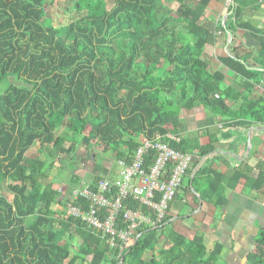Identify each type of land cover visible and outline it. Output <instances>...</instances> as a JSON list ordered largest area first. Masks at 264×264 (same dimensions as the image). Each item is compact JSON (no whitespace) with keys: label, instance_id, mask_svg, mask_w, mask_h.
<instances>
[{"label":"trees","instance_id":"obj_1","mask_svg":"<svg viewBox=\"0 0 264 264\" xmlns=\"http://www.w3.org/2000/svg\"><path fill=\"white\" fill-rule=\"evenodd\" d=\"M48 1L0 0V82H8L0 95V264H217L222 245L207 250L201 232L189 237L174 231L168 212L155 228H137V241L121 251L55 206L65 210L74 188L94 189L102 179L110 180L111 193L118 191L120 178L76 173V158L85 151L94 160L111 155L112 170L119 160L131 163L143 138L159 135L172 149L196 152L201 160L216 150L225 128L264 126L258 91L264 71L246 67L264 69V25L243 20L264 0H234L227 8L232 14L218 26L232 38L242 28L258 43L256 50L232 49L246 65L218 58L237 74L239 90L226 86L220 71L210 72L205 57L211 40L205 13L218 0H113L109 8L106 0H76V17L59 27L40 22ZM200 107L208 113L200 126L223 120L218 133H207L205 145L196 135L180 136L187 131L183 112ZM34 145L37 154H29ZM39 154L74 161L65 188H53L54 161ZM155 156L149 152L144 167ZM219 158L207 157L191 180L200 162L194 160L174 198L179 190L199 192L202 207L219 209L227 203L225 189L241 180L264 194L259 163L241 164L227 177L213 168ZM172 168L166 166L167 176ZM126 208L146 212L132 199L124 200L121 210ZM254 244L245 264H264L263 226Z\"/></svg>","mask_w":264,"mask_h":264},{"label":"crops","instance_id":"obj_2","mask_svg":"<svg viewBox=\"0 0 264 264\" xmlns=\"http://www.w3.org/2000/svg\"><path fill=\"white\" fill-rule=\"evenodd\" d=\"M231 4L232 0L211 1L206 10L204 24L211 31V40L206 46L205 57L209 61L210 72L220 71L225 75L224 84L234 90H239L237 74L218 61L219 57L226 55L225 46L227 41L226 33L221 31L218 26H222V17ZM249 19L259 26L264 25V4L255 12L247 11L243 20ZM257 48L258 43L253 40L249 32L242 28L236 30L228 47L230 52L233 49L239 53L256 50ZM258 91L264 98V80L260 84ZM190 111L196 112V124L193 129L191 127L190 129L184 121L187 125V131L180 136L184 138L187 135H196L200 145H205L208 143L207 133H218V130L222 127L223 120L219 117L215 119V123L212 126H200L202 125L200 123L208 117V113L202 107ZM254 126L264 127L252 125L247 129L240 127L225 128L222 134H217L221 137L216 144V150L207 156L210 159L216 155L222 157L214 159V169L225 173L229 177L234 169L241 164H246L242 168H245V166L253 168L259 163L264 171V130L259 128L251 129ZM226 134L228 135L224 136ZM248 140L250 141V148L247 153ZM228 152L235 156L229 155ZM78 157H81V155ZM206 158H202L201 164ZM81 160L83 166L87 165L90 167L88 172L91 173L95 166L94 161L89 159V163L86 164L82 157ZM104 168V175L112 173V170L107 169L105 166ZM113 169L115 170V168ZM117 169L119 170L118 167ZM76 173L84 178L86 177L83 173L78 171ZM113 173L115 174V171ZM243 185L244 181L241 180L234 188H226L225 197L227 203L219 209L210 205L202 207V201L200 206L199 201L198 205H196L192 194L195 196L196 194L200 195L199 192L192 191V194L185 193L182 195L181 190H179V196L173 199L168 210L171 215L169 222L172 229L189 237L195 232H201L207 250H211L216 244H221L222 251L219 256V262H222V264H245L247 255L254 251V239L258 229L261 226L264 227V194L253 191ZM53 188L58 187L53 184ZM57 208L60 209L59 206H56L55 209Z\"/></svg>","mask_w":264,"mask_h":264},{"label":"built area","instance_id":"obj_3","mask_svg":"<svg viewBox=\"0 0 264 264\" xmlns=\"http://www.w3.org/2000/svg\"><path fill=\"white\" fill-rule=\"evenodd\" d=\"M149 152L156 156L147 169L144 157ZM194 160L201 161L198 153L176 151L162 142L159 135L143 138L130 164L124 160L117 162L120 181L115 194L110 192L109 179L99 180L94 189L82 184L71 191L65 211L85 221L94 232L105 237L110 246L119 244L122 251L135 240L137 228H155L166 216L176 190ZM168 164L173 167L169 176L166 172ZM126 199L138 202L146 212L132 208L122 211Z\"/></svg>","mask_w":264,"mask_h":264},{"label":"rangeland","instance_id":"obj_4","mask_svg":"<svg viewBox=\"0 0 264 264\" xmlns=\"http://www.w3.org/2000/svg\"><path fill=\"white\" fill-rule=\"evenodd\" d=\"M76 0H49L42 9V14H41V24L46 25V26H54V27H59L65 24H68L70 21H72L77 13L74 10V4H75ZM113 3V0H106V6L107 8H109ZM9 82L11 83H17V81H11L9 80ZM8 82L7 80H3L0 82V95L3 93L4 89L6 88ZM20 84V83H18ZM197 115L196 112L193 111H184L183 112V116H182V120L185 121L189 128L191 127L193 129V127L195 126V121H196ZM74 126H77V124H74ZM190 128V129H191ZM88 128L85 129V132L87 131ZM69 142H66L65 146H68ZM38 145H34L32 146L28 151L29 154H37V149ZM99 150V148H98ZM40 155V154H39ZM81 157L84 159L85 163H89L90 160L94 161V169L93 172L97 175H101L104 176V166L111 170V166H112V158L111 155H106V156H102L101 159L98 160H94L91 159L90 157H92L91 152H83L80 154ZM40 157L45 158L47 160V162L49 163L50 161H54V165L52 170L50 171V178L49 181H51L54 185H56L58 188H65L68 184V179L70 177V175L72 174V170L74 168V161L71 163L68 160V156L67 159L65 161H62L60 159L57 158H47V156L45 154H41ZM90 159V160H89ZM107 163H108V167H107ZM113 171H115V174L113 173ZM119 170L117 169V167H115V170L112 169V173H107L108 178L110 177H117L119 178V174H118ZM58 207V206H57ZM56 208V206H55ZM59 209V208H57ZM59 213L60 215L64 214L65 210L64 209H59ZM192 234V233H189ZM217 264H222V262H219Z\"/></svg>","mask_w":264,"mask_h":264},{"label":"water","instance_id":"obj_5","mask_svg":"<svg viewBox=\"0 0 264 264\" xmlns=\"http://www.w3.org/2000/svg\"><path fill=\"white\" fill-rule=\"evenodd\" d=\"M232 6H234V0H232ZM232 12H233V8L230 9L228 12H226V13L223 15V17H222V21H221L222 26L225 25V19H226V17L229 16V15H231ZM225 33H226V35H227V41H226V46H225V52H226V55H228V56L232 57L233 59H235L236 61H238V62H240V63L246 65V63H245L242 59H239V58L235 57V56L232 55L231 52L229 51L228 47H229V45H230V43H231V41H232V34H231L230 32H228V31H226ZM246 67H247V69H250V70L264 71V69L259 68V67H251V66H247V65H246ZM257 128H259V129H261V130H264V127H256V126L251 127V129H254V130L257 129ZM248 143H249V144H248L247 149H246V150H247V153L249 152V148H250V141H249V140H248ZM228 154H229V155H232L233 157L235 156L234 154H231V153H229V152H228ZM206 157H207V156H205V158H206ZM201 162H202V159H201V161L196 165V167L194 168V170L192 171V174H191V177H190L191 180H192V178H193L195 172H196V171L198 170V168L200 167ZM196 196H197V198H198L199 206H200V205H201V197H200V195H198V194H196ZM138 237H139V235L136 236V238H135V240H134V243L137 241Z\"/></svg>","mask_w":264,"mask_h":264},{"label":"flooded vegetation","instance_id":"obj_6","mask_svg":"<svg viewBox=\"0 0 264 264\" xmlns=\"http://www.w3.org/2000/svg\"><path fill=\"white\" fill-rule=\"evenodd\" d=\"M93 157V156H92ZM76 171H78L79 173H83V174H85L86 176L87 175H94L95 173L92 171L91 173H89L88 171L90 170V167L89 166H87V165H82V160H81V157H78L77 158V162H76ZM82 171V172H81ZM95 175H97V174H95Z\"/></svg>","mask_w":264,"mask_h":264}]
</instances>
